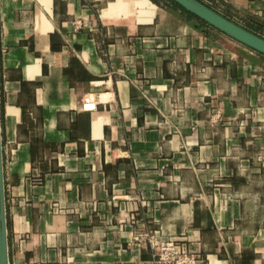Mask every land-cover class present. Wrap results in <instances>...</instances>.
<instances>
[{
  "label": "crops",
  "instance_id": "crops-1",
  "mask_svg": "<svg viewBox=\"0 0 264 264\" xmlns=\"http://www.w3.org/2000/svg\"><path fill=\"white\" fill-rule=\"evenodd\" d=\"M0 153L7 264H264V55L170 0H0Z\"/></svg>",
  "mask_w": 264,
  "mask_h": 264
},
{
  "label": "water",
  "instance_id": "water-1",
  "mask_svg": "<svg viewBox=\"0 0 264 264\" xmlns=\"http://www.w3.org/2000/svg\"><path fill=\"white\" fill-rule=\"evenodd\" d=\"M188 12L215 27L231 38L264 55V38L229 20L199 0H173ZM2 175V158L0 153V264H7L5 206Z\"/></svg>",
  "mask_w": 264,
  "mask_h": 264
},
{
  "label": "built area",
  "instance_id": "built-area-1",
  "mask_svg": "<svg viewBox=\"0 0 264 264\" xmlns=\"http://www.w3.org/2000/svg\"><path fill=\"white\" fill-rule=\"evenodd\" d=\"M83 108L94 109V104L86 102ZM130 243L147 246L152 250L149 264H202L203 262L195 253L184 249L178 240L162 237L157 231L132 232Z\"/></svg>",
  "mask_w": 264,
  "mask_h": 264
},
{
  "label": "trees",
  "instance_id": "trees-1",
  "mask_svg": "<svg viewBox=\"0 0 264 264\" xmlns=\"http://www.w3.org/2000/svg\"><path fill=\"white\" fill-rule=\"evenodd\" d=\"M152 1L156 3V0H152ZM170 1H172L176 6H178L181 9V11L184 12L188 17H194V18L200 20L201 22L206 23L205 21L201 20L196 15H194V14L188 12L187 10H185L183 7H181L179 4H177L173 0H170ZM199 1H201L202 3H204L202 0H199ZM208 7H210V6H208ZM245 29H247V30H249V31H251V32H253V33H255V34H257V35H259V36H261V37L264 38V25L256 24V25H254V27H246Z\"/></svg>",
  "mask_w": 264,
  "mask_h": 264
}]
</instances>
